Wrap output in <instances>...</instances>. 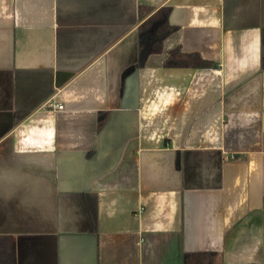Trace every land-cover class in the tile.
<instances>
[{"label": "crops", "instance_id": "1", "mask_svg": "<svg viewBox=\"0 0 264 264\" xmlns=\"http://www.w3.org/2000/svg\"><path fill=\"white\" fill-rule=\"evenodd\" d=\"M196 254L264 264V0H0V264Z\"/></svg>", "mask_w": 264, "mask_h": 264}, {"label": "trees", "instance_id": "2", "mask_svg": "<svg viewBox=\"0 0 264 264\" xmlns=\"http://www.w3.org/2000/svg\"><path fill=\"white\" fill-rule=\"evenodd\" d=\"M168 12V10H166ZM168 14L165 15L164 20L167 21ZM175 27L169 25L168 21L162 24L147 23L140 29V63L144 65L149 55L161 51L162 42L169 37L174 31ZM199 66H208L207 63L200 61ZM214 255L212 254H196L185 257V264H213Z\"/></svg>", "mask_w": 264, "mask_h": 264}, {"label": "built area", "instance_id": "3", "mask_svg": "<svg viewBox=\"0 0 264 264\" xmlns=\"http://www.w3.org/2000/svg\"><path fill=\"white\" fill-rule=\"evenodd\" d=\"M63 108H64V107H63L62 105L57 106V109H58V110H63Z\"/></svg>", "mask_w": 264, "mask_h": 264}]
</instances>
